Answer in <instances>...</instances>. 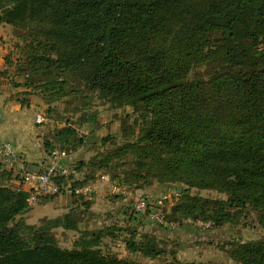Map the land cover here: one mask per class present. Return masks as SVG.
<instances>
[{
    "label": "trees",
    "instance_id": "trees-1",
    "mask_svg": "<svg viewBox=\"0 0 264 264\" xmlns=\"http://www.w3.org/2000/svg\"><path fill=\"white\" fill-rule=\"evenodd\" d=\"M4 24L39 26L24 55L29 72L23 61L5 57L25 88L48 93L54 82L37 85L40 71L68 74L98 99L134 108L140 133L128 147L142 161L131 176L152 179L155 166L160 183H197L227 196L181 197L169 219L183 210L185 217L194 214L220 228L248 205L264 229V53H258L264 46V0H0ZM203 63L215 65L210 81L187 82L190 69ZM85 140L64 126L55 131L56 146L47 140L44 150L76 151L86 147ZM110 158L80 162L73 174L86 167L84 181L91 180ZM118 181L133 189L147 186ZM68 183L82 182L58 181L61 187ZM28 198L21 186L0 185V264H133L100 252L108 229L83 233L71 250L61 249L49 229L63 223L76 228L74 223L16 220L28 212ZM137 235L125 240L127 251L148 258L164 253L153 236ZM231 257L264 264V240L238 242Z\"/></svg>",
    "mask_w": 264,
    "mask_h": 264
},
{
    "label": "rangeland",
    "instance_id": "rangeland-1",
    "mask_svg": "<svg viewBox=\"0 0 264 264\" xmlns=\"http://www.w3.org/2000/svg\"><path fill=\"white\" fill-rule=\"evenodd\" d=\"M3 26H7L10 29L9 43L11 50L8 55L11 54L12 59L23 61L22 67L24 71L29 72L30 70L25 65L24 55L27 53L26 50L29 48L28 45L33 35H37L39 26L37 25L34 30L28 29L27 26L28 30L26 28L15 29L7 24ZM258 53H264V46H261V52ZM214 66L203 63L192 67L186 77V81H210L214 75ZM12 71L14 72V69ZM57 75L59 74L55 73L53 76L49 72L40 71L37 74L39 82H36L40 84L37 85L42 84L47 86L48 82H54L53 86H47L53 90L48 91V93L30 90V94L28 95L36 96L34 103L43 105L41 114H38L43 119L40 125H43L50 135L64 126H70L79 137L96 140L94 143L85 144L86 147H81L76 151L68 148L65 149L69 155V163L73 170L78 169L80 161L87 165L91 161L94 162L92 159L101 158V161H103V157L105 158V155L110 154L111 158L106 169L97 171L90 181L108 172L116 180H127L130 184H133L135 181L144 186L147 184L146 187H152L156 190L158 197L169 196L168 200L164 202V213L167 211V208H170L171 211V208L181 201V197L185 196L200 197L209 201H225L227 199L225 194L215 189L202 188L197 183L192 185H186L183 182L160 183L156 181L158 178H155L156 174H160L155 166H152L153 171H156L152 179H135L133 175L131 176V173L133 174L137 171L142 159L141 155L137 153L136 148L128 147V145L137 142L140 133V127L137 123L134 124L133 122L135 117L134 108L131 106H117L110 100L98 99L96 92L88 91L83 83L74 81L70 75L63 74L58 77ZM18 80L22 81V78L18 77ZM56 149L59 148L56 147ZM85 169L86 167L82 170L84 171ZM86 170L89 171L90 169ZM142 171L144 170L142 169ZM193 173V178L198 179L199 175L195 171ZM6 175L7 173L4 174V177L2 176L0 185L18 188L6 182L10 177V173L7 178H5ZM72 179L75 180L74 174L71 175ZM178 186L180 190H178ZM55 197L60 198V204H58L59 201L56 204L66 209L58 216L55 217L49 214L41 217V211L37 210L36 207L39 204L38 202L36 205L34 203V206L28 205V212L17 216L16 220L22 219L27 225L34 226H41L55 219H58L60 223L64 222V220L74 223L76 228L70 226L64 227L63 223L60 227H50L49 229L54 235L58 246L63 250H71L75 246V242L77 243V241H80L85 236L83 233L108 229L111 235L102 236L98 247L100 252L104 255L126 259L133 264H240L231 257L233 245L238 242L245 243L264 240V229L259 224L257 213L250 206L246 205L243 209L237 211L233 220L222 226L223 229L220 231L224 234H220V238L216 244H213L212 241H206L199 243L197 251H182L183 253L177 252L176 255V251H173V248H169L167 242L155 238V245H157L158 249L164 251V253L156 258H148L140 253H131L125 247V240L128 239L129 234L134 233V235H137L139 228L143 227L142 221L128 225L111 214L115 211L114 208L110 210L109 208H101L102 222L93 223V219L88 213L82 214L77 212L75 215H72V211L75 209H72V201L78 203L82 199H72V195L65 192H61ZM112 200L114 199L111 197L107 198L108 202ZM104 205H108V203ZM184 213L183 210H178L174 215L175 217L169 221L177 223L181 227L183 221L186 219H201V217L194 218V214H189L190 216L185 217ZM107 220L108 222L105 223ZM65 224L69 225L68 223ZM136 239L139 240L140 237L137 235ZM171 253H174V255Z\"/></svg>",
    "mask_w": 264,
    "mask_h": 264
},
{
    "label": "crops",
    "instance_id": "crops-1",
    "mask_svg": "<svg viewBox=\"0 0 264 264\" xmlns=\"http://www.w3.org/2000/svg\"><path fill=\"white\" fill-rule=\"evenodd\" d=\"M9 31L10 29L7 26L0 25V140L10 145L17 164H14L15 166L10 165L0 154V181L2 176L4 177L2 172L7 173L5 178H7L10 173V177L6 182L14 187H18L20 186L19 180H17L13 174L15 167L23 164L27 168L31 167L40 171L48 157L44 150V142L49 140L53 142L54 146H56V144L53 141L55 131L50 135L48 133L49 131L43 125H37L35 123V118L38 114H41L43 105L34 103L36 96L28 95L30 94V90L23 86V81L18 80L19 76L12 71L13 66L5 62V57L11 50ZM24 102L25 104L23 105ZM33 118L34 120H32ZM82 169L83 168H81L80 172L74 173L75 181L82 182L79 186L95 183L97 192L92 198L85 199L71 194L68 190L64 191L66 194L72 195V199H82V201L78 203L72 201V209L75 208L72 211V215H75L77 212L82 214L88 213L91 215L93 223L102 222L100 209L109 208L110 210L114 208L115 211L111 214L116 216L117 219H121L128 225L142 221L143 227L139 228V233L148 234L157 238V240L167 242L169 248H173V251H176V255L177 252L183 253L182 251H197L199 243L206 241H212L213 244H216L220 238V234H224L220 231L223 227L217 228L213 226L212 229L203 231L183 222L181 227L178 226L176 229L171 230L154 226L144 219H135L130 214L131 198L144 194L150 195L154 199L158 198L154 188L143 187L133 189V187L129 188L125 186L127 194L113 193L107 184H100L98 182V177L100 175L93 181H84L87 170L85 169L83 171ZM21 188L25 191L29 189L28 186L25 185H22ZM108 197L114 200L108 202ZM58 201V204H60V198L55 196L40 197L34 205L39 202L36 207L37 210L39 209L41 211V217L49 214L56 217L66 210L62 206L56 204ZM106 203H108V205H104ZM165 214L166 216L170 214V208H167ZM104 219H106V217H104ZM107 222L108 220L105 221V223ZM171 254L174 255V253Z\"/></svg>",
    "mask_w": 264,
    "mask_h": 264
},
{
    "label": "built area",
    "instance_id": "built-area-1",
    "mask_svg": "<svg viewBox=\"0 0 264 264\" xmlns=\"http://www.w3.org/2000/svg\"><path fill=\"white\" fill-rule=\"evenodd\" d=\"M43 119L37 115L35 123L40 125ZM0 154L4 160L12 166L17 164L13 156L11 147L8 143L0 140ZM69 155L65 151L53 150L47 157L42 169L37 174L27 171L23 164L17 165L13 174L19 177V185L28 186V204L33 205L39 197H53L60 194L61 190L69 191L71 194L85 199L92 198L97 192L95 183L85 184L83 186L73 187L68 183L64 187L58 184L59 179L70 180L73 174V168L69 163ZM100 184H107L113 193L127 194L125 186L118 180L112 179L107 174H101L98 177ZM169 196L153 198L150 195H137L131 198L130 214L135 219H144L154 226L165 229H176L179 224L169 221L163 212L164 202ZM196 229L208 231L213 228V223L202 220L186 219L183 221Z\"/></svg>",
    "mask_w": 264,
    "mask_h": 264
},
{
    "label": "water",
    "instance_id": "water-1",
    "mask_svg": "<svg viewBox=\"0 0 264 264\" xmlns=\"http://www.w3.org/2000/svg\"><path fill=\"white\" fill-rule=\"evenodd\" d=\"M95 141H96L95 139H87L86 143H94ZM27 171L32 174H37L39 172L38 169H34L31 167L27 168ZM178 190H180L179 186H178Z\"/></svg>",
    "mask_w": 264,
    "mask_h": 264
}]
</instances>
